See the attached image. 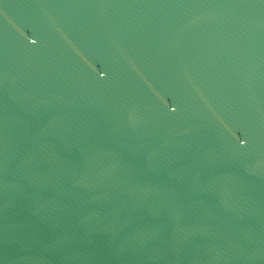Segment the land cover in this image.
I'll use <instances>...</instances> for the list:
<instances>
[{"label": "water", "instance_id": "water-1", "mask_svg": "<svg viewBox=\"0 0 264 264\" xmlns=\"http://www.w3.org/2000/svg\"><path fill=\"white\" fill-rule=\"evenodd\" d=\"M0 264H264V0H0Z\"/></svg>", "mask_w": 264, "mask_h": 264}]
</instances>
